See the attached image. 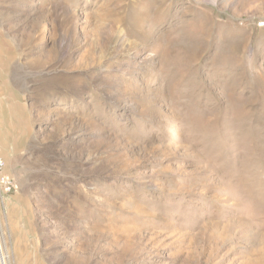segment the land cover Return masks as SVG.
Listing matches in <instances>:
<instances>
[{
  "label": "rangeland",
  "instance_id": "374dc122",
  "mask_svg": "<svg viewBox=\"0 0 264 264\" xmlns=\"http://www.w3.org/2000/svg\"><path fill=\"white\" fill-rule=\"evenodd\" d=\"M261 22L264 0H0V264H264Z\"/></svg>",
  "mask_w": 264,
  "mask_h": 264
},
{
  "label": "built area",
  "instance_id": "2783aa9c",
  "mask_svg": "<svg viewBox=\"0 0 264 264\" xmlns=\"http://www.w3.org/2000/svg\"><path fill=\"white\" fill-rule=\"evenodd\" d=\"M258 26L264 27V23L261 22ZM0 139H1V131H0ZM4 160L2 158V150H1V144H0V190L3 191V193H10L15 186L13 183L9 180L7 175H4Z\"/></svg>",
  "mask_w": 264,
  "mask_h": 264
},
{
  "label": "bare ground",
  "instance_id": "6f19581e",
  "mask_svg": "<svg viewBox=\"0 0 264 264\" xmlns=\"http://www.w3.org/2000/svg\"><path fill=\"white\" fill-rule=\"evenodd\" d=\"M260 27V26H259ZM9 58V57H8Z\"/></svg>",
  "mask_w": 264,
  "mask_h": 264
},
{
  "label": "crops",
  "instance_id": "0c3cea01",
  "mask_svg": "<svg viewBox=\"0 0 264 264\" xmlns=\"http://www.w3.org/2000/svg\"><path fill=\"white\" fill-rule=\"evenodd\" d=\"M0 131H1V129H0Z\"/></svg>",
  "mask_w": 264,
  "mask_h": 264
}]
</instances>
